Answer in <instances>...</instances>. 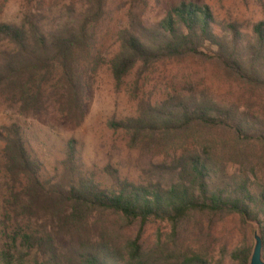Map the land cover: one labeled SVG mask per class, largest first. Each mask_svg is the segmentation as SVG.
Instances as JSON below:
<instances>
[{
	"label": "trees",
	"instance_id": "trees-1",
	"mask_svg": "<svg viewBox=\"0 0 264 264\" xmlns=\"http://www.w3.org/2000/svg\"><path fill=\"white\" fill-rule=\"evenodd\" d=\"M113 4L81 0L45 14L39 3L20 22H0L6 105L38 114L65 103L82 114ZM113 33L107 67L118 86L136 70L144 89L155 65L194 59L264 93V20L182 0L156 23L133 16ZM108 126L143 149L138 177L88 165L74 138L42 142L20 121L0 126V264H250L255 235L264 260V114L189 83L145 90L134 113ZM228 218L245 237L217 250L215 227ZM153 223L169 230L149 235Z\"/></svg>",
	"mask_w": 264,
	"mask_h": 264
},
{
	"label": "rangeland",
	"instance_id": "rangeland-1",
	"mask_svg": "<svg viewBox=\"0 0 264 264\" xmlns=\"http://www.w3.org/2000/svg\"><path fill=\"white\" fill-rule=\"evenodd\" d=\"M80 1L33 0L30 4L27 0H0V22H20L28 8H37L39 3L42 5V11L48 14L47 10L50 8L55 10L66 4L78 6ZM180 1L182 0H114L112 6L115 10L114 18L108 22L107 27L104 26V29L102 27V31L107 35L103 38L100 60L92 71L83 113L71 112L65 103H57L53 108L41 110L38 114L31 109L20 111L18 105L9 108L0 95V126L20 121L31 132L37 133L42 142L50 138L61 144L69 138H74L82 147L88 165L102 168L111 163L120 168L123 174L135 178L145 167V157L141 154L143 149L139 146H129L128 136L110 128L108 121L115 116L134 113L137 101L145 90L159 96L175 89H185L191 83L199 89L206 90L221 102L236 103L253 112L264 114L263 92L239 84L226 77L213 65L194 59L170 60L155 65L147 75L149 83L144 89L137 88L136 70L122 85H116L107 67L109 55L115 47L113 33L115 29L127 25L133 16L139 17L144 23H156L163 18L169 6ZM192 1L208 3L220 17L238 20L241 23L264 20V0ZM164 154L159 149H153L149 151L148 156L154 161H159ZM159 229L167 232L169 227L162 223H153L148 227L147 234L153 235ZM214 233L217 250L222 244H227L229 249H232L245 237L234 218L219 223ZM252 243L254 245L255 241Z\"/></svg>",
	"mask_w": 264,
	"mask_h": 264
},
{
	"label": "water",
	"instance_id": "water-1",
	"mask_svg": "<svg viewBox=\"0 0 264 264\" xmlns=\"http://www.w3.org/2000/svg\"><path fill=\"white\" fill-rule=\"evenodd\" d=\"M262 249V239L258 235H255V245L253 248L250 264H264V260L262 258Z\"/></svg>",
	"mask_w": 264,
	"mask_h": 264
}]
</instances>
